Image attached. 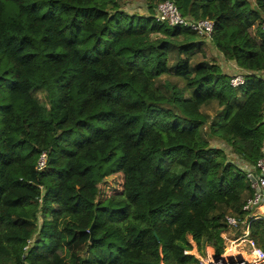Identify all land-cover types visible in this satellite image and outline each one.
I'll list each match as a JSON object with an SVG mask.
<instances>
[{"label":"trees","instance_id":"16d2710c","mask_svg":"<svg viewBox=\"0 0 264 264\" xmlns=\"http://www.w3.org/2000/svg\"><path fill=\"white\" fill-rule=\"evenodd\" d=\"M137 1L148 15L0 0V264H198L190 238L223 254L227 217L244 218L264 155V0ZM166 1L214 21L212 37L157 21ZM171 72L183 87L161 82ZM250 233L264 252V220Z\"/></svg>","mask_w":264,"mask_h":264},{"label":"built area","instance_id":"2783aa9c","mask_svg":"<svg viewBox=\"0 0 264 264\" xmlns=\"http://www.w3.org/2000/svg\"><path fill=\"white\" fill-rule=\"evenodd\" d=\"M156 19L159 22L167 23L171 27H184L192 32H195L200 37L211 38L215 23L211 20H201L196 21L184 17L178 6L171 1H166L158 6ZM244 72V71H243ZM247 73L235 74L231 77L230 83L233 88H239L243 86L246 82ZM259 77L264 80V73H260ZM264 117V114H263ZM48 164V154L46 152L42 153L37 164V171L42 172L45 170ZM257 171L256 176H252L251 173L248 176L255 180L252 183L253 195L250 197L245 205L243 206L244 218H237L234 216L227 217L228 227L241 228L240 225L246 224V229L243 236H239L237 239L233 238L231 241L225 240L229 244H243L250 237V225L253 221L264 220V211L260 212L261 208L264 207V155L259 159L255 167ZM258 208V212L255 210ZM253 248H257L253 240L248 241ZM191 252V251H190ZM187 252V255L191 253ZM197 254H191L198 260V264H264V252L255 250L253 254V259L247 260L245 258L230 260L226 259L225 253L219 254L216 247L209 245L206 246L202 251L199 252L198 248L196 250Z\"/></svg>","mask_w":264,"mask_h":264},{"label":"rangeland","instance_id":"374dc122","mask_svg":"<svg viewBox=\"0 0 264 264\" xmlns=\"http://www.w3.org/2000/svg\"><path fill=\"white\" fill-rule=\"evenodd\" d=\"M125 10L128 11L129 13L131 14H138V15H148L146 13V6L145 4L142 2V1H137V0H131V3L128 4L126 7H125ZM187 18V17H186ZM255 32L254 30L251 31L252 35H255ZM199 39H197L198 41ZM203 51L206 53V55L209 57L210 60H216L218 61V63L222 66L223 68V71H225L226 73H229L231 74L232 73V76L235 75V70L233 67H228L226 68L225 65V61L220 58V56H216L217 54H215L216 52L213 50V48L211 47L210 44L208 43H204V46H203ZM197 57L198 58H201V53H198L197 52ZM199 59H196L194 62L197 63ZM177 62V60L173 59L171 61V65L174 66V64ZM224 66V67H223ZM234 72V73H233ZM171 75V76H170ZM169 76H163L161 78V82L163 83L164 81H169L179 87H183L184 86V82L175 78L173 75V72H171ZM219 110V107L216 103L212 104L210 107H207V108H204V113L210 115L211 118L215 117L217 111ZM213 146H218V143L217 142H213L212 143ZM222 146V144H221ZM123 176L122 175H116V176H113V177H109L105 180V183L102 185V198L103 199H106L110 196H113V195H116V194H119L122 192L123 190ZM264 208V207H263ZM255 212H258V208L255 210ZM241 228H234V227H231L229 228L231 230L230 231H227L225 233H222V238L223 237H227L228 240L229 238L233 239V238H236V237H239V236H243L244 234V231L246 229V224H242L240 225ZM238 233H240V235L238 236ZM227 240V242H228ZM249 240H252L251 238V233H250V237L247 238V241H245V243L242 244L241 247H238L237 246V250L241 253H244L246 254L247 256H252L251 254H253L255 252V250H258L257 248H253L250 244H249ZM190 242L193 244V247L194 249L190 252L191 254H197L196 250H197V245L191 240L190 238ZM227 244V243H226ZM225 257L227 256V258H229L232 254V251H230L232 245L231 244H227L225 245ZM228 248V253L226 255V249ZM190 254V255H191ZM66 255V254H65Z\"/></svg>","mask_w":264,"mask_h":264},{"label":"bare ground","instance_id":"6f19581e","mask_svg":"<svg viewBox=\"0 0 264 264\" xmlns=\"http://www.w3.org/2000/svg\"><path fill=\"white\" fill-rule=\"evenodd\" d=\"M237 246L238 247H241L242 245L241 244H232V247H231V249H230V251H232V249H233V256L232 257H234V258H227L226 257V259H230V260H236V259H241V258H245V259H247V260H251V259H253V256H247L246 254H244V253H241V252H239L238 250H237Z\"/></svg>","mask_w":264,"mask_h":264},{"label":"crops","instance_id":"0c3cea01","mask_svg":"<svg viewBox=\"0 0 264 264\" xmlns=\"http://www.w3.org/2000/svg\"><path fill=\"white\" fill-rule=\"evenodd\" d=\"M226 63V65H225V67L226 68H228V67H233L234 68V70H235V73L236 74H240V73H244L243 72V70H241L234 62H225ZM224 67V66H223ZM234 73V72H233ZM231 75H232V73H231ZM264 211V208L262 207L261 208V210H260V212H263ZM230 232H231V230H229ZM225 240H228V238L227 237H223ZM237 239V238H236ZM228 241H231V238H229V240ZM227 244H229V243H227ZM226 244V245H227ZM234 251H233V249H232V253H233ZM231 253V254H232ZM233 256V254L229 257V258H234V257H232Z\"/></svg>","mask_w":264,"mask_h":264},{"label":"water","instance_id":"95a60500","mask_svg":"<svg viewBox=\"0 0 264 264\" xmlns=\"http://www.w3.org/2000/svg\"><path fill=\"white\" fill-rule=\"evenodd\" d=\"M254 182H255V180L253 179L252 183H254ZM91 232H92V229H91Z\"/></svg>","mask_w":264,"mask_h":264}]
</instances>
